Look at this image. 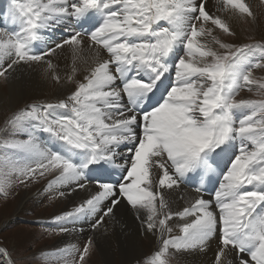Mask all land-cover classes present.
<instances>
[{"label": "snow or ice", "instance_id": "1", "mask_svg": "<svg viewBox=\"0 0 264 264\" xmlns=\"http://www.w3.org/2000/svg\"><path fill=\"white\" fill-rule=\"evenodd\" d=\"M206 3L9 0L0 13V77L42 68L73 87L14 110L0 127V196L52 175L46 193H87L52 218L59 233H82L85 223L95 232L126 203L156 245L134 264L206 252L213 237V264H264V99H237L242 88L264 92L254 78L264 41L214 34L235 36L232 16L255 19L245 0H216V12ZM57 30L67 35L56 41ZM65 49L73 60L62 78L54 60ZM86 50L90 66L78 80ZM182 184L196 195L174 209L169 196ZM93 248L89 237L82 249L56 251L79 254L64 264H85ZM0 264H15L6 247Z\"/></svg>", "mask_w": 264, "mask_h": 264}, {"label": "bare ground", "instance_id": "2", "mask_svg": "<svg viewBox=\"0 0 264 264\" xmlns=\"http://www.w3.org/2000/svg\"><path fill=\"white\" fill-rule=\"evenodd\" d=\"M245 2L251 6L255 19L241 18L238 15L232 16L229 22L235 32H238L240 29L249 25L262 27L263 23L260 22V20L258 21L255 16L257 12L256 6L258 0H245ZM8 8L9 0H6V10ZM216 8V0H207L206 10H209L210 12H216ZM217 14L223 15L222 13ZM261 17H264V12ZM4 26L9 25L6 22V25ZM217 30L218 29H214V34L219 35L221 39H225L226 37L223 38L222 35L217 32ZM66 35L67 34L64 33V36ZM63 37L59 38L55 33H53V39L56 41H59ZM45 39H47V37H45ZM207 40L211 42V37H208ZM90 55L91 54L86 50L84 58L77 61L76 66L79 69L77 74L78 80L83 79V76L87 72V68L90 66ZM103 55L104 58H107L106 54ZM86 59L89 61V63H85ZM72 60V54L70 50L67 49L60 52L55 58L54 62L59 65L58 71L62 78L70 72ZM2 80L3 78L0 77V83ZM71 87L73 86L68 84H54L50 78L45 77L42 68H37L35 70L27 68L18 69L15 72L13 78L6 81V85L2 86V84H0V126L7 120L8 117L12 115L14 110L22 108L26 104H30L35 101H56L59 98H64V96L68 94V91ZM45 187L46 185L40 189L45 192ZM30 188L25 187L20 190L18 196L15 197L13 201L11 200L13 205L7 206L8 202H6L7 222L10 221L14 216H20L28 207L34 205L31 201L34 197V191H32L33 189ZM38 193L39 192L36 194ZM51 193L52 192H50V194ZM86 195L87 193L83 190H78L69 197L54 200L52 204V210L48 216L39 214L37 217H35L48 218L58 214L61 211L71 210V208L75 204L79 203ZM195 195L196 193L194 191L180 186L174 191H171L169 199L171 200L172 207L174 209H181L183 206H186L188 200ZM204 198H206V196H204ZM43 207L45 206L42 203L38 206V208L35 209H42ZM38 212L40 211L38 210ZM106 219L107 224L95 232L88 229L84 230L82 233L69 232L65 235H60L55 243L60 248H64L71 243H80L79 241L80 239L82 240L83 237H93L94 248L90 255L91 259L93 258L94 260L95 258L94 262H96V264H131L134 263L135 259L144 257L146 254L151 253L156 247L152 238H144L142 235L140 221L137 220L134 211L126 203L119 206L115 218ZM105 228L107 231H105ZM52 235L53 234H51L50 237H53ZM28 237L29 236L27 235L23 238ZM12 242L13 240H10L9 244H12ZM217 243V239L213 237L206 252L179 253L171 255V257L177 262V264H213L215 253L217 251ZM92 253L94 254L92 255Z\"/></svg>", "mask_w": 264, "mask_h": 264}, {"label": "rangeland", "instance_id": "3", "mask_svg": "<svg viewBox=\"0 0 264 264\" xmlns=\"http://www.w3.org/2000/svg\"><path fill=\"white\" fill-rule=\"evenodd\" d=\"M256 7L257 12L255 16L258 21L260 20V22L263 23L262 27L249 25L240 29L238 32H236V35L232 37L222 34L219 29L217 32L220 33L223 38L226 37L224 40L237 44L264 41V17H261L264 12V0H258ZM3 12H6V0H0V13ZM55 34L59 38L61 37L57 34V31ZM40 43L41 46H43V42ZM254 78L264 82V69H256L254 71ZM0 84H2V86L6 85V81L3 79ZM237 99H264V92H261V90H259L255 85L252 86L251 91H249L247 88H242L239 95L237 96ZM4 124L5 122H3L0 127H4ZM52 178V175H47L45 178H40L38 182L30 183L29 186L31 188L29 186L26 188L33 189L32 191H34V197L32 200L30 199L34 205L28 207L20 216L12 217V219L8 222L6 221V202H8L7 206L13 205L11 202L13 199H15V197L18 196L20 190L25 187L23 185L14 186L11 189L8 197L5 198L0 196V247H6L8 250H10L15 264H64L65 258L69 260L78 259V253H76L74 256L65 257L64 254L57 253L56 251L57 249H63V247L60 248L56 245L55 242L57 239L60 237V235H65L69 232L59 234V232L56 230L57 225L53 224L51 221L55 215H59L64 211H61L58 214L48 218H36L39 214L48 216L52 210L53 201L60 199L57 197L56 193L52 192L50 194V192L46 193L41 190V187L47 185V181ZM35 192H39L40 194H36ZM46 201H48L50 204ZM42 203L45 207L42 209H35L38 208V206ZM38 210L41 213L38 212ZM83 227L85 230H91L90 223H85ZM73 232L78 233L80 231L78 230ZM51 234H53V237H50ZM27 235L30 238H23ZM88 238L89 237H83L82 240L80 239V243H71L70 245H75L76 248L82 249L85 241ZM10 240H13L12 244H9ZM93 254L94 253H92V255ZM89 259H91V255L86 258L85 261L87 262H85V264H96V262H94L95 258L94 260L93 258L91 260ZM168 264H177L171 255L168 258Z\"/></svg>", "mask_w": 264, "mask_h": 264}]
</instances>
